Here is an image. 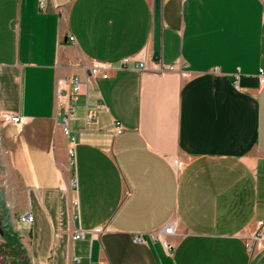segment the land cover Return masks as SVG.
Segmentation results:
<instances>
[{
    "label": "crops",
    "instance_id": "1",
    "mask_svg": "<svg viewBox=\"0 0 264 264\" xmlns=\"http://www.w3.org/2000/svg\"><path fill=\"white\" fill-rule=\"evenodd\" d=\"M161 44L153 61L154 0H0V169L29 264H264V240L247 245L264 231V0H162ZM170 221L172 248L135 240Z\"/></svg>",
    "mask_w": 264,
    "mask_h": 264
},
{
    "label": "built area",
    "instance_id": "2",
    "mask_svg": "<svg viewBox=\"0 0 264 264\" xmlns=\"http://www.w3.org/2000/svg\"><path fill=\"white\" fill-rule=\"evenodd\" d=\"M46 4H47V0H40V7L42 9H45ZM70 39L72 41H74L73 36H71ZM142 66H145V61L142 63ZM173 69H174L173 65H169V66H167V68H164L161 66L158 68V71L162 72L164 70H173ZM261 73H262V75H261L262 80L264 81L263 70ZM104 76H108V73H105ZM61 83L62 82H60V90L58 92V104L61 107H63L65 110V114L63 116V121H62L63 130L66 134H70L69 120H70V118L75 116V109H76V104L78 101V95L80 92L81 79H80V77H77L74 80L72 90L66 89L65 87L61 86L62 85ZM236 86L239 87L238 81L236 82ZM67 99H69V102L67 101ZM4 117L7 119H10L12 121H15V122L23 121V118L18 114H5ZM115 123H116V127H117V132L119 134L122 133L123 132V126H122L121 122L116 121ZM71 137H72L73 146L71 147L70 153H71V156L73 158V162H75L76 137L74 135H72ZM73 183H74V185H76V180H73ZM33 219H34V217L31 214L23 215L20 218V220L22 222H27V223H32ZM83 233H84L83 230H79L76 233L75 238H77V239L82 238ZM174 233H175V225L172 221H170L168 224H166L163 228H161L159 230H155V231L148 232V233H137L135 235V240L137 242H145L146 236H149L152 240H161L166 244L167 247L172 248L173 244L169 241L168 237L170 235H173ZM262 240H264V231H263V224H260L258 230H256L251 235L249 240L247 241V245L249 248H252L254 241H256V243H259Z\"/></svg>",
    "mask_w": 264,
    "mask_h": 264
},
{
    "label": "rangeland",
    "instance_id": "3",
    "mask_svg": "<svg viewBox=\"0 0 264 264\" xmlns=\"http://www.w3.org/2000/svg\"><path fill=\"white\" fill-rule=\"evenodd\" d=\"M4 176L0 169V227L4 226V234L0 233V264H29L28 253L21 246L20 232L10 224L9 211L5 205Z\"/></svg>",
    "mask_w": 264,
    "mask_h": 264
},
{
    "label": "water",
    "instance_id": "4",
    "mask_svg": "<svg viewBox=\"0 0 264 264\" xmlns=\"http://www.w3.org/2000/svg\"><path fill=\"white\" fill-rule=\"evenodd\" d=\"M162 38V0H154V47H153V61L161 60V44ZM0 233L4 231L1 229Z\"/></svg>",
    "mask_w": 264,
    "mask_h": 264
},
{
    "label": "flooded vegetation",
    "instance_id": "5",
    "mask_svg": "<svg viewBox=\"0 0 264 264\" xmlns=\"http://www.w3.org/2000/svg\"><path fill=\"white\" fill-rule=\"evenodd\" d=\"M3 227H4V226H3ZM3 227L1 226V227H0V230L2 229V230L5 232V230L3 229ZM3 234H4V233H3ZM3 234H2V235H3Z\"/></svg>",
    "mask_w": 264,
    "mask_h": 264
}]
</instances>
